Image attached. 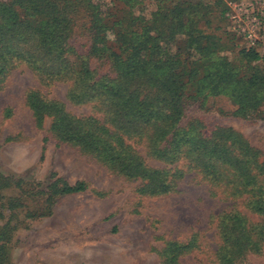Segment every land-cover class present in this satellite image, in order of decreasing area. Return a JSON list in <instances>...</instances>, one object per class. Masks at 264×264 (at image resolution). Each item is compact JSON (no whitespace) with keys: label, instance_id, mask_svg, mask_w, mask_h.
<instances>
[{"label":"trees","instance_id":"obj_1","mask_svg":"<svg viewBox=\"0 0 264 264\" xmlns=\"http://www.w3.org/2000/svg\"><path fill=\"white\" fill-rule=\"evenodd\" d=\"M71 1L12 0L0 4V90L4 78L19 62L27 64L44 83L70 82L72 102L100 106L107 110L110 120L102 123L94 117H75L65 111L61 102L47 100L32 91L27 103L38 125L50 117L51 131L57 138L95 154L128 178L141 180L140 195L171 193L176 177L182 176L177 175L182 172L177 168L173 172L147 167L135 148L125 144L123 135L147 138L152 155L166 163L188 161L205 181L214 187L227 188L228 197L242 200L249 212L259 216V221L253 223L236 208L217 216L218 263L239 264L245 253H257L264 243V188L260 186L264 165L260 169L258 153L231 129L220 128L207 136L200 125L189 129L179 125L190 99L232 92L240 103L249 98L261 100L264 55L260 48L240 46L237 56L248 63L263 62V68L259 67L247 78L228 57L219 56L213 61L217 47L222 46L221 40L194 25L196 6H186L177 0L171 9L161 6L151 20L137 24L131 19L130 25L121 24L115 32L108 24L111 15L104 10L101 0H76L89 13L92 55L111 60L115 74L113 79L97 78L88 58L78 56L68 46L73 30ZM223 5L220 16L225 23L227 5L224 2ZM225 35L235 42L242 41L232 32ZM180 42L184 43L181 52ZM68 54H74L76 62ZM258 105L255 103L254 108ZM243 110L246 112L247 106ZM12 180L0 173V219L4 209L14 212L24 208L19 199L4 193ZM14 185L19 189L23 181ZM52 188L53 196L73 195L86 191L88 186L84 182L70 185L58 180ZM53 196L46 199L47 205L52 203ZM38 207L45 211L43 206ZM13 217L16 218L12 216L0 228V264L9 260L7 243ZM193 249L195 242L168 244L163 264H179L184 252Z\"/></svg>","mask_w":264,"mask_h":264},{"label":"rangeland","instance_id":"obj_2","mask_svg":"<svg viewBox=\"0 0 264 264\" xmlns=\"http://www.w3.org/2000/svg\"><path fill=\"white\" fill-rule=\"evenodd\" d=\"M11 1L0 0V4ZM76 2H70L73 30L68 46L78 56L88 58L97 78L113 79L111 60L94 58L91 53L93 36L89 13L85 5ZM129 2L124 5L118 0H101L104 10L111 15L108 24L115 32L121 24L130 25L131 19L137 24L151 20L161 6L171 9L177 0ZM180 2L196 6L197 13L192 17L194 25L221 40L222 46L217 47L213 61L219 56L228 57L247 78L256 69H261L259 67L263 68L261 61L248 63L237 56L240 46L245 43L238 41V45L225 35L231 33L228 21L224 23L220 16L226 0ZM183 46L180 42V52ZM67 56L76 62L74 54ZM70 87L71 83L66 81L44 83L22 62L16 63L3 80L0 90V173L13 179L11 187L4 193L24 204V208L14 212L1 211L4 216L0 219V228L12 216L16 217L11 220L13 229L7 243L9 260L4 264H163L168 244L187 245L190 242H195V249L184 252L179 264H219L215 255L220 243L217 216L236 208L247 214L253 223L259 221V216L249 212L242 200L228 197L229 191L225 187L209 184L188 165V161L180 159L176 163H166L154 157L145 137L123 135L125 144L135 148L147 167L177 168L182 172L177 175L182 174L176 177L175 189L169 194L140 195L141 180L128 178L95 154L57 138L51 131L50 117L38 125L27 103V96L32 91L39 92L47 100L61 102L65 111L75 117H94L102 123L110 120L105 113L107 110L100 106L72 102ZM255 103L260 105L254 108ZM194 125H200L207 136L220 128L236 132L258 153L259 167L263 168V93L261 100L249 98L241 103L232 92L190 99L179 127L189 129ZM106 126L113 130L110 123ZM18 180L23 181L19 189L14 185ZM58 180L70 185L84 182L88 189L78 194L53 196L52 186ZM260 186L264 188L263 179ZM52 196V203L47 205L46 199ZM38 206H43L45 211ZM240 259L239 264H264V243L257 253H245Z\"/></svg>","mask_w":264,"mask_h":264},{"label":"built area","instance_id":"obj_3","mask_svg":"<svg viewBox=\"0 0 264 264\" xmlns=\"http://www.w3.org/2000/svg\"><path fill=\"white\" fill-rule=\"evenodd\" d=\"M229 31L264 54V0H226Z\"/></svg>","mask_w":264,"mask_h":264}]
</instances>
